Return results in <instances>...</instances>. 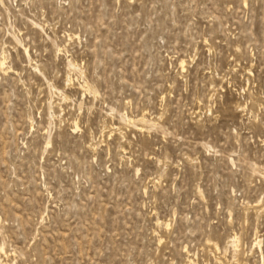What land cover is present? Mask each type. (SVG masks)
<instances>
[{
  "label": "rangeland",
  "instance_id": "rangeland-1",
  "mask_svg": "<svg viewBox=\"0 0 264 264\" xmlns=\"http://www.w3.org/2000/svg\"><path fill=\"white\" fill-rule=\"evenodd\" d=\"M191 263L264 264V0H0V264Z\"/></svg>",
  "mask_w": 264,
  "mask_h": 264
},
{
  "label": "bare ground",
  "instance_id": "bare-ground-1",
  "mask_svg": "<svg viewBox=\"0 0 264 264\" xmlns=\"http://www.w3.org/2000/svg\"><path fill=\"white\" fill-rule=\"evenodd\" d=\"M3 67H4V62L2 61L1 68H3ZM258 242H260V240ZM191 264H193V263H191Z\"/></svg>",
  "mask_w": 264,
  "mask_h": 264
}]
</instances>
